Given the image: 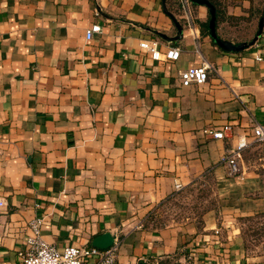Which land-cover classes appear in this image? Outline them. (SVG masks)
<instances>
[{"label":"crops","instance_id":"obj_1","mask_svg":"<svg viewBox=\"0 0 264 264\" xmlns=\"http://www.w3.org/2000/svg\"><path fill=\"white\" fill-rule=\"evenodd\" d=\"M225 3L217 35L249 43L256 1ZM192 10L198 47L177 0H0V264H20L33 217L58 249L109 232L120 264H264V143L251 136L264 124V26L224 51L208 8ZM175 21L181 35L163 38ZM142 41L179 57L155 60ZM203 59L207 81L182 86L179 70ZM242 140L229 177L223 157ZM175 182L211 183L214 209L156 222Z\"/></svg>","mask_w":264,"mask_h":264},{"label":"built area","instance_id":"obj_2","mask_svg":"<svg viewBox=\"0 0 264 264\" xmlns=\"http://www.w3.org/2000/svg\"><path fill=\"white\" fill-rule=\"evenodd\" d=\"M179 8L184 17L185 26L190 30L194 41L198 47V35L195 28L192 2L190 0H177ZM264 26V25H263ZM100 32L99 25H92L86 30V38L89 39L94 33ZM139 46L148 51L151 57L155 60L163 59L167 61L177 60L180 54L179 47L169 46L164 51L157 47L155 41H142ZM260 61L262 58L256 56ZM214 71L212 65L205 59L199 65L190 66L179 70L178 77L182 86L191 84L201 85L207 81L209 75ZM229 126L226 125L223 129L208 130L214 138H223ZM251 136L255 141L264 143V124L254 122L251 126ZM246 146L244 140L240 141L233 149H231L223 157V163L226 168V174L229 177H235L242 172L241 159L242 152ZM262 182L264 187V167L262 170ZM175 191L182 189V184L174 183ZM4 202L0 200V206ZM42 218L33 217L27 222L28 234L26 237V246L23 251L19 252L20 264H120L116 257L119 249V241H114L111 246L105 249H100L94 246H76L67 245L62 249L56 248L54 245L45 241L41 234ZM215 233L218 231L215 229Z\"/></svg>","mask_w":264,"mask_h":264},{"label":"rangeland","instance_id":"obj_3","mask_svg":"<svg viewBox=\"0 0 264 264\" xmlns=\"http://www.w3.org/2000/svg\"><path fill=\"white\" fill-rule=\"evenodd\" d=\"M255 7L259 16L264 9V0H255ZM211 183L199 182L179 192L153 217L156 222H167L169 220H180L184 217L199 219L204 212L215 207V196Z\"/></svg>","mask_w":264,"mask_h":264},{"label":"water","instance_id":"obj_4","mask_svg":"<svg viewBox=\"0 0 264 264\" xmlns=\"http://www.w3.org/2000/svg\"><path fill=\"white\" fill-rule=\"evenodd\" d=\"M192 3L198 4V5H204L208 8L209 11V20H208V32L212 40L224 51H240L244 49L248 44H252L255 42V40L258 38V36L261 34L263 25H264V17H261L259 20L258 24V32L257 35L250 41L249 43L247 42H242V43H237L233 44L228 40L220 38L215 30V25H216V14H215V8L214 6L210 3L209 0H190ZM175 25L177 27V35L175 37H166L164 35H161L163 38L167 40H176L182 33V27L179 24V22L175 21ZM114 238L109 232H103L100 235L96 236L92 240V246L100 248V249H105L108 248L113 244ZM139 264H147L145 262H140Z\"/></svg>","mask_w":264,"mask_h":264},{"label":"trees","instance_id":"obj_5","mask_svg":"<svg viewBox=\"0 0 264 264\" xmlns=\"http://www.w3.org/2000/svg\"><path fill=\"white\" fill-rule=\"evenodd\" d=\"M209 1L215 8L216 23H217L222 19V16L224 15L225 8H226L225 0H209ZM192 4H195V3H192ZM261 11L262 12H260L261 14L259 16L263 17L264 16V9H262ZM258 13H259V11H258ZM208 20H209V18H208ZM203 26H204L205 31L208 32V21L206 23H204ZM179 192L180 191H178L177 193H179Z\"/></svg>","mask_w":264,"mask_h":264}]
</instances>
